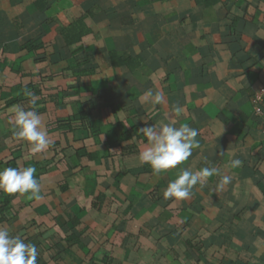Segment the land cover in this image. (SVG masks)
Instances as JSON below:
<instances>
[{
  "label": "crops",
  "instance_id": "1",
  "mask_svg": "<svg viewBox=\"0 0 264 264\" xmlns=\"http://www.w3.org/2000/svg\"><path fill=\"white\" fill-rule=\"evenodd\" d=\"M79 19L87 35L67 46L62 32ZM30 85L38 88L36 110L46 131L55 129L49 123L55 119L74 118L82 104L95 106L89 122L97 136L88 133L86 122L85 129L75 121L71 134L48 132L51 144L62 149L83 143L94 161L79 162L71 149L33 154L14 138L8 124L13 106L6 107ZM149 89L162 94L160 104L153 106L144 95ZM261 89L264 0H0V162L33 166L30 155L50 163L44 172L35 167L44 198L29 203L26 195L14 194L12 205L24 208L0 227L35 244L37 264H101L103 258L113 264H171L166 245L176 234L165 233L157 247L144 236L132 250L135 241L127 233L140 229L133 217L160 213L164 204L153 206V188L163 183V198L180 168L216 167L232 176L228 185L218 187L220 177L209 178L190 200H169L160 221L175 225L172 231L184 226L186 238L224 224L200 264H264V134L251 103ZM47 97H58L57 104L43 103ZM28 100L18 105L28 107ZM161 121L197 129L199 148L184 165L146 182L123 178L120 150L108 144L127 126L136 132ZM134 132L123 146L137 143L141 151L145 143ZM137 157L124 158L126 171H139ZM233 158L243 162L237 169L226 167ZM63 182L64 195L58 189ZM102 190L109 199L96 209ZM64 215L82 226L72 230ZM79 230H85L83 244L68 249L69 236Z\"/></svg>",
  "mask_w": 264,
  "mask_h": 264
},
{
  "label": "clouds",
  "instance_id": "2",
  "mask_svg": "<svg viewBox=\"0 0 264 264\" xmlns=\"http://www.w3.org/2000/svg\"><path fill=\"white\" fill-rule=\"evenodd\" d=\"M29 98L28 107L14 106L10 112L8 124L14 138L24 141L30 146L31 153H41L49 149L51 140L46 131L41 114L36 110L38 97L34 92L26 91ZM145 96L151 98L152 105L160 104L163 96L159 91L149 89ZM179 111V109H176ZM146 143L138 153V162L147 164L154 176L166 174L168 170L184 165L199 148L196 140L198 130L187 123L175 124L159 122L139 129ZM238 158L230 159L226 167L237 169L242 165ZM34 166L6 167L0 169V193L8 195H26L30 200H42L41 184L36 178ZM219 176L218 187L228 185L232 176L224 175L219 168L204 167L193 171L191 167H183L175 179L170 180L163 190L164 200L172 202L190 200L194 189L203 188L209 178ZM39 255L35 244L26 242L19 235H13L9 229L0 227V264H37Z\"/></svg>",
  "mask_w": 264,
  "mask_h": 264
},
{
  "label": "trees",
  "instance_id": "3",
  "mask_svg": "<svg viewBox=\"0 0 264 264\" xmlns=\"http://www.w3.org/2000/svg\"><path fill=\"white\" fill-rule=\"evenodd\" d=\"M78 3L82 2L83 0H75ZM87 35V30L84 27L83 21L82 19L79 20H75L74 22H72L69 27H67L63 32H62V39L64 40V43L67 46H74L77 45L81 42V40L83 39L84 36ZM124 63V62H123ZM122 63V64H123ZM119 63L117 64H113L114 66H117ZM26 91H30V92H34L36 94V96L39 95V91L38 88L36 86H29L27 88H23L22 92L20 94L19 97H16L15 99H13V101L9 102L7 105V109L10 108L11 106H16L18 105V103L20 101H24L26 98L25 96V92ZM255 96H252L251 98V103L252 100L254 99ZM43 103H45L46 105L48 104H57L58 101V97H47L45 99H43ZM80 111L79 113L76 112V115L74 116V118L72 119H68V120H54L49 122L51 123L50 125L53 124V126H55V129H48L47 132L51 131V130H59L65 133H73L76 129H74V127L71 125L73 123V121H75L76 123H79V126H84L85 128V122L88 124L86 126L88 133H90L92 136L98 134V131L95 133L93 127L91 126L89 119L91 117L92 114V110L95 109V106L92 104H82L81 106H79ZM263 110H264V105H263ZM8 116V115H7ZM257 118V117H256ZM9 119V116H8ZM259 121V119H258ZM121 125V124H120ZM119 127V126H118ZM11 128V126H10ZM85 128V129H86ZM93 129V130H92ZM134 132V130H132V128L130 127H126L124 129V134H122L121 136L117 137L118 140L116 141V143L114 144H108L109 147L111 148H118L120 150V155L118 156V165L119 168L121 170L120 173L124 174L123 178L125 179H129L131 180V182H138L140 180H144V182H146L149 178L153 177L152 171L150 169V167L145 164V165H141V167H139V171L138 170H134L135 172H130V171H126V169L124 168V158L126 157H133V156H137L140 148L139 145L136 143L135 145L130 144V145H125L123 146V141H130L132 138V133ZM12 134V133H11ZM134 134L136 135V138H138L137 141H140L141 144L146 143L145 138L143 137V135L139 132V130L136 129V132H134ZM100 135V134H99ZM138 142V143H139ZM74 150L75 151V157L76 159L80 162L81 160H86L89 162L94 161L95 159V155L94 154H88L86 147L84 146L83 143H81V147L78 148L77 150L74 149L73 147H67V149H62L61 145L59 144H51L49 149L50 151L54 152V153H58V154H62L64 155L68 150ZM111 150V149H110ZM110 152V151H109ZM108 157V156H107ZM29 158L31 159V161L33 162V166L38 168V167H45L43 169L44 171H47V169H49V165L50 163L43 161V158L37 159L36 156H30ZM39 160V161H37ZM42 160V161H41ZM3 164H5V166L7 165V167H19L18 163L16 160H10L9 162H0L1 166H4ZM124 170V171H123ZM36 178L39 180L40 182V175L38 174V172H36L35 174ZM122 178V179H123ZM121 179V182H122ZM162 187L164 188V184L163 183H158V185L153 188V192L150 195V200L151 203L153 204V206H158L159 205H163V207H161V211L160 213H155L153 214L151 217V219H148V213H146V217L144 216V214H139V218L136 219L133 217V223H135L136 225H138L140 227V229L138 230V232L136 233V235L132 234L131 232L127 233V239H132L135 241L133 242V246H132V250H138L139 249V241L142 237L147 236V239H151V242L153 244L154 247H157L161 242V239L164 236L165 233H167L168 235L171 234V232H173L174 234H176L174 237H171L170 240L167 242L166 245V250L168 253V260L170 261L171 264H200V260L202 258H205V252L207 250L210 251L213 250L215 247H213L211 244L214 235L217 233L218 229H220L222 226H224V224H220L217 226V228L211 232V233H207L205 230H198L196 235H193L191 238H186L184 236V234H186V228L184 226H180V228L175 227L174 230L172 231L171 228L174 227L175 225H171V224H164L162 221H160V218L162 219V215L165 212H169V208L168 206H170V202L169 200H164L162 197L159 196V191L162 189ZM58 189L59 191L63 194H65L66 192H68V188L66 183H62L58 185ZM42 190V187H41ZM3 193H1L0 195H2ZM5 194V193H4ZM63 194V195H64ZM7 195L4 199H0V225L10 221L13 216L11 217V212L15 211V214L18 213L19 211H21V209H23L24 207H20L19 209H16L11 201H12V197L13 195ZM109 199V196L102 190L97 197L94 200L93 206L94 208L97 209V207L102 206L103 203H105L107 200ZM34 200H30L28 199V202L31 203ZM132 204L129 203V206H131ZM166 206V207H165ZM171 211V210H170ZM161 216H160V215ZM6 215V216H5ZM142 215V216H141ZM66 218L69 217L68 215H64ZM136 217V216H135ZM68 222H70L72 230L77 229L78 227H81L82 224L80 222L79 219L77 218H67ZM35 226L39 229L41 228L40 225L35 224ZM85 230H79V232H75L72 233L69 237H70V242L67 243V248L70 249L72 246L76 245L79 246L82 243V240H80V237L83 236V232ZM156 233H160L162 236L159 239V236ZM210 240V241H207ZM28 242V241H26ZM139 243V245H138ZM128 247V241L125 242V246L124 249H129ZM84 248V247H83ZM185 250L187 253L189 254H184L181 253V250ZM51 256V255H50ZM52 257V256H51ZM222 260H220L221 262ZM101 264H113L111 263L110 258H103L100 261Z\"/></svg>",
  "mask_w": 264,
  "mask_h": 264
},
{
  "label": "built area",
  "instance_id": "4",
  "mask_svg": "<svg viewBox=\"0 0 264 264\" xmlns=\"http://www.w3.org/2000/svg\"><path fill=\"white\" fill-rule=\"evenodd\" d=\"M264 89H261L259 93L252 100V106L255 116L259 119L261 132L264 134Z\"/></svg>",
  "mask_w": 264,
  "mask_h": 264
}]
</instances>
